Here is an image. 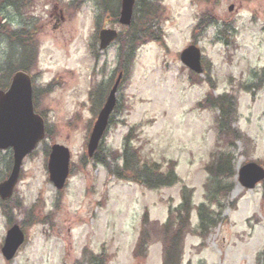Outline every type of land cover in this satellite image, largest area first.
Here are the masks:
<instances>
[{
  "label": "rangeland",
  "instance_id": "1",
  "mask_svg": "<svg viewBox=\"0 0 264 264\" xmlns=\"http://www.w3.org/2000/svg\"><path fill=\"white\" fill-rule=\"evenodd\" d=\"M32 1L21 16L13 7H4L3 17L17 28L28 24V34L36 31L40 56L31 74L38 92L54 83L38 101L52 139L25 159L13 198L0 200V264H94L98 255L104 256L103 264H163L166 245L157 234L147 245L146 257L137 260L133 255L142 217L149 211V221L162 225L177 207L174 229L185 187L194 191V210L185 212L189 215L179 264H264V185L244 189L237 178L249 162L264 167V84L259 82L264 73V0H158L164 17L151 22L154 30H164L165 43H150L137 52L120 93L124 109L114 116L101 145L106 155L123 151L130 128L141 125L134 144L142 150V161L177 162L180 178L173 187L153 191L119 180L104 166L83 164L102 104L92 93L108 94L119 74L121 45L117 42L102 52L99 40H94L97 28H124L113 26L108 15L100 18L101 0H78L71 11L62 7L71 0ZM203 12L216 23L195 31ZM227 36L229 45L224 42ZM193 44L201 49L209 75L191 73L182 64V51ZM11 47L0 42V84L6 83L1 70L15 55ZM210 87L214 95L226 93L235 102L232 126L245 138L236 140L231 160L238 169L233 188L212 202L207 231L200 224L199 207L209 205L205 165L211 160L216 131L214 111L197 104ZM53 143L72 152V173L62 192L50 181L47 168V150ZM11 155V150L0 152V180L7 176ZM113 156L111 152L110 161ZM35 217L46 222L33 225ZM10 220L25 225L28 238L16 258L6 262L1 246Z\"/></svg>",
  "mask_w": 264,
  "mask_h": 264
},
{
  "label": "trees",
  "instance_id": "2",
  "mask_svg": "<svg viewBox=\"0 0 264 264\" xmlns=\"http://www.w3.org/2000/svg\"><path fill=\"white\" fill-rule=\"evenodd\" d=\"M2 2L14 6V8L19 12L27 8L28 4V0H2ZM161 8V5L156 0L153 2L148 0L138 1L133 24L130 27L128 33L121 35L120 37V41L122 42V57L126 56L128 63H132L134 60L136 50L139 48V46L152 40H164L163 31L161 29L154 30L152 25L153 22H151L155 17L158 19V21L163 20L164 10H161ZM118 9L119 6L113 7V9L110 5L104 7V11L109 13L110 18L114 16L115 19L118 15ZM212 23H216L214 17H207L204 15L201 20L200 27L205 25L207 26ZM25 31V29L9 31L7 26H4L3 29L0 30V34H2L9 45H13L12 51H17L15 52V55H10V61H8L7 65L8 67L1 70V74L4 75L6 83L0 84V89H3L8 85L10 77L17 70L31 72L32 69L36 68L37 66L38 48L36 46V40L33 41L34 38L32 37V32H30V34H25ZM226 34L227 30L225 29L222 31L221 35L224 36ZM228 39V36L224 39L226 45L229 44L227 43ZM16 60L17 62H15ZM192 79L193 78H191V80ZM262 79L264 80V77ZM208 80L212 81L210 76H208ZM51 87L52 85H49L43 90L42 93L36 91L35 97L37 106H39V97L41 95L48 94L51 90ZM234 105L235 102L231 100L229 95L214 97L211 95V93L203 102L198 104V108L200 109H212L215 111H220V114L216 116V128L218 132L216 149L211 157L210 162L206 166V171L209 175V178L204 188L207 198L209 199H207L209 205L199 207L200 224H202V227H204L207 223V225L210 224V222L207 220L209 218L207 217L213 214L211 210L212 202H216L218 196L227 195L226 193L231 191L234 185V183H232V179H234L236 175V166L231 164V160L235 155L233 153V149L236 147V140H238V138H245V136H242L241 133L232 126V110ZM121 108H123V105L120 104L118 106V110ZM47 135L52 137L49 128L47 129ZM135 139H137L136 128H131L128 136L126 137V142L124 145L125 148L122 154L123 165H119L118 162L116 164V161L120 155L117 152H114V156L112 158L114 164L111 166L114 168H112L107 163V158L110 157L111 153L106 155L103 153V151H99L96 154L95 159L99 163L105 164L109 172L115 174L117 177L135 181L150 189H159L177 183L178 178L174 173L175 163H172L169 169L166 172H163L160 164L142 161L141 148L133 145V141ZM185 192L183 193V204L181 205L182 211L179 213V220H177L179 226L177 224L174 229L173 225L177 223L176 220L173 219L175 213H172L170 222L166 225L160 226V228L159 223H151L149 221L148 213L145 214L143 219V230L135 251L136 258L146 257L147 245L151 237L156 236L155 234H157L161 236L166 245L164 252L165 260L163 264H179V256L182 249L183 239L186 234L185 224L189 215L185 212L190 213V211H192L193 191L188 192V190H185ZM206 208L209 210L207 215L205 214ZM176 215H178V213ZM178 217H176V219ZM206 226L204 227L205 229ZM206 230L208 231V229Z\"/></svg>",
  "mask_w": 264,
  "mask_h": 264
},
{
  "label": "water",
  "instance_id": "3",
  "mask_svg": "<svg viewBox=\"0 0 264 264\" xmlns=\"http://www.w3.org/2000/svg\"><path fill=\"white\" fill-rule=\"evenodd\" d=\"M135 0H123L120 22L130 24ZM233 6L230 10H233ZM1 23V21H0ZM117 38L115 30L101 32V48H107ZM182 61L192 70L202 73L201 53L195 46L186 49L181 55ZM121 77L113 88L108 101L101 111L95 124L89 143V155L93 156L107 129L109 118L116 106V93ZM45 123L41 116L35 113L33 102V86L31 77L24 72H18L13 77L10 88L0 91V150L12 148L14 165L9 178L0 183V197L7 199L12 196L18 183L23 161L32 153L45 138ZM70 153L61 145H54L49 162L51 180L62 189L69 176ZM264 179V169L256 163L245 165L240 172V181L247 188H254ZM25 241L24 232L18 225L9 230L3 254L12 260Z\"/></svg>",
  "mask_w": 264,
  "mask_h": 264
},
{
  "label": "bare ground",
  "instance_id": "4",
  "mask_svg": "<svg viewBox=\"0 0 264 264\" xmlns=\"http://www.w3.org/2000/svg\"><path fill=\"white\" fill-rule=\"evenodd\" d=\"M238 192H239V190H238Z\"/></svg>",
  "mask_w": 264,
  "mask_h": 264
}]
</instances>
